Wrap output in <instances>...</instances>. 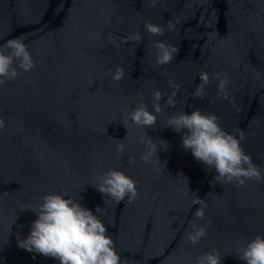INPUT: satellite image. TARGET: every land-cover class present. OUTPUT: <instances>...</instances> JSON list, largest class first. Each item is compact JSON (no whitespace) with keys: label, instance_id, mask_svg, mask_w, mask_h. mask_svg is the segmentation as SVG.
I'll list each match as a JSON object with an SVG mask.
<instances>
[{"label":"water","instance_id":"95a60500","mask_svg":"<svg viewBox=\"0 0 264 264\" xmlns=\"http://www.w3.org/2000/svg\"><path fill=\"white\" fill-rule=\"evenodd\" d=\"M148 21L166 30L153 35ZM137 32L141 41L127 39ZM13 38L34 67L0 84V264H59L18 247L36 219L21 209L47 192L99 206L122 264H195L213 249L222 264H245L238 251L264 233V179L214 180L166 126L181 111L214 113L227 132H243L241 145L264 175V0H0V48L11 51ZM159 40L178 49L165 65L156 62ZM201 72L209 74L204 96L192 97ZM217 73L228 77L225 92ZM156 89L164 93L156 124H133L128 113L141 100L151 110ZM173 91L174 106L166 102ZM142 136L168 142L160 160L140 159ZM110 168L138 182L136 199L117 202L93 186ZM197 196L208 205L202 219L193 215ZM209 220L207 236L192 244L191 225Z\"/></svg>","mask_w":264,"mask_h":264},{"label":"clouds","instance_id":"9594fccd","mask_svg":"<svg viewBox=\"0 0 264 264\" xmlns=\"http://www.w3.org/2000/svg\"><path fill=\"white\" fill-rule=\"evenodd\" d=\"M171 27V23H169ZM144 28L153 35H162L166 30L164 26L145 22ZM111 39V36L109 37ZM127 39L141 41L140 33L130 34ZM156 62L159 65L170 63L178 49L165 41H155ZM6 47L11 51L0 48V84L5 80H14L21 69L25 72L34 67V59L27 45L19 38H13L6 42ZM125 75L122 66H117L112 73V78L119 81ZM219 80L218 91L225 92L228 77L215 74ZM200 83L191 94L192 97L204 96L205 85L209 82L207 72L200 73ZM169 87L177 89L179 86L169 82ZM169 95L166 102L175 104L174 96ZM164 93L156 89L152 93L153 107L149 110L147 104L141 100L138 105L128 113L131 122L141 128L156 124L157 115L161 109V98ZM225 98H227L225 93ZM4 121L0 119V127ZM166 127H171L177 133L182 134V146L190 150L194 158L202 162L209 169H214V180L220 183L233 181L243 184L247 179H264L262 170L253 163L242 145L243 132L239 138L227 132L219 123L214 113L203 112L199 108L191 112L181 111L173 114ZM162 144H157L150 136L140 137L139 142L145 145V150L140 154V159L152 162L158 157L161 145L167 149L168 142L160 139ZM118 152L125 151V144L116 145ZM160 160V159H159ZM159 171V169H157ZM137 181L126 172L116 168H110L99 177V183L93 186L102 194L113 198L115 201H123L126 197L129 202L139 195ZM193 204H198L193 215L202 219L205 216L207 202L197 196ZM35 213L36 219L31 222L29 233L24 238L18 239V247L30 252L51 256L59 261V264H122L121 256L115 248L114 241L108 232V228L97 214L99 206L93 211L84 206L77 199L66 192H47L40 198V202L34 208H22ZM192 224L187 237L192 244H197L207 236V226ZM239 259L245 264H264V233L257 234L247 241L237 253ZM195 264H222V256L215 249L201 254L196 258Z\"/></svg>","mask_w":264,"mask_h":264}]
</instances>
